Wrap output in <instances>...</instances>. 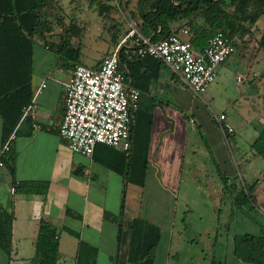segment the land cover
<instances>
[{"label":"trees","instance_id":"trees-1","mask_svg":"<svg viewBox=\"0 0 264 264\" xmlns=\"http://www.w3.org/2000/svg\"><path fill=\"white\" fill-rule=\"evenodd\" d=\"M50 0H0V148L7 137L27 135L31 119L22 116V106L31 97L30 70L33 35H37L46 47L60 58L77 62L79 43L73 45L71 37L80 31L75 21L64 28L52 31L51 25L57 24ZM121 1V0H119ZM118 0H88L98 15L108 13L118 7ZM127 6L131 0H122ZM135 18L139 33L149 41H157L170 34L186 29L185 39L194 47L202 48L207 38L216 30L226 32L230 37L241 38L247 34L256 19L264 13V0H132L128 9ZM51 12L53 17L51 16ZM58 25H60L58 23ZM79 34V33H78ZM78 36V35H75ZM52 37V39H48ZM120 37L111 32L109 42L113 46ZM120 43L117 52V68L122 72L124 81L138 90V106L134 121L129 128L130 148L121 152L105 144H95L92 150L94 159L122 176L121 193L127 182L143 185L147 169V149L152 124V107L156 100L148 96L149 83L159 74L163 63L149 55L135 53L136 44ZM264 43V27L258 44ZM235 45V44H234ZM102 57V56H101ZM100 60L91 65L96 67ZM24 124H28L23 129ZM13 138L8 148L0 152L3 167L11 175L12 190L19 193H46L47 180L18 179L13 175L14 152ZM253 155L264 158V121L257 135L249 143ZM253 184L246 192H239L234 198L242 203L251 197ZM122 205V204H121ZM11 213L0 206V249L7 255L10 248ZM78 238L76 231L68 230ZM58 228L40 218L34 238L32 264H56L58 257ZM117 252L115 264H153L154 250L160 240L158 225L140 216L119 217L117 226ZM232 254L242 262L264 264V230L258 233L244 232L232 244ZM96 248L77 239L74 264H94Z\"/></svg>","mask_w":264,"mask_h":264},{"label":"rangeland","instance_id":"rangeland-1","mask_svg":"<svg viewBox=\"0 0 264 264\" xmlns=\"http://www.w3.org/2000/svg\"><path fill=\"white\" fill-rule=\"evenodd\" d=\"M48 3L60 24H52V31L64 28L70 21L80 26L71 42L79 43L78 57L87 66L98 61L107 48L116 45L109 42L111 32L121 39L128 31L129 19L137 24L128 11L132 0L127 6L119 1L116 9L101 16L88 0H50ZM53 15L51 12L50 17ZM263 27L264 13L243 39L235 37L234 50L226 62L214 66L215 75L200 95L188 94L182 81L177 77L172 80L165 67L155 80L158 99L163 101L156 111L159 122L169 115L170 107L165 102L175 103L173 91L179 90L188 96L189 104L177 114L195 130L187 138L185 157L191 156L197 164L193 170L195 175L190 177L183 172L179 184L170 187L171 190L158 186L155 177L150 179L152 167L149 165V179L140 205L146 216L159 219L161 236L155 248L158 253L169 247L186 252L188 264L204 261L205 264H231L233 241L244 232L264 230V158L253 155L249 147L264 121V43L258 44ZM37 40L33 36L34 44ZM124 42L128 44L130 39ZM220 112L233 128L226 138L219 133V125L212 118ZM187 116L194 123L188 122ZM208 137L220 141L211 144L206 142ZM249 184H253L250 192L256 204L247 198L238 203L234 197L246 192L245 186Z\"/></svg>","mask_w":264,"mask_h":264},{"label":"crops","instance_id":"crops-1","mask_svg":"<svg viewBox=\"0 0 264 264\" xmlns=\"http://www.w3.org/2000/svg\"><path fill=\"white\" fill-rule=\"evenodd\" d=\"M179 34L184 38L186 33ZM243 36L240 39H243ZM111 48H107V51ZM227 58L221 63L226 62ZM77 62L82 63L79 57ZM72 65L70 61L50 51L39 37L35 44L33 42L30 89L33 92L41 80L45 81V86L33 97L29 134L13 137L12 177L15 180H47L48 188L43 195L15 192L11 190V175L4 167L0 169V206L11 213L9 253L7 255L0 249V264H32L33 242L40 218L58 228L56 264H74L73 257L78 238L96 248L94 264H115L116 234L121 214L127 217H144L160 228L157 216L148 217L141 211L142 193L149 179L147 174L149 165L152 167L150 179L155 177V183L162 188L176 187L183 172L189 173L190 177L195 175L193 170L197 164L191 156L185 157L187 138L195 130L177 114L181 107L189 104L188 96L179 90L173 91L175 103L165 102L167 107H170L167 119L163 122L156 119V111L163 101L158 99L155 80L164 67L170 71L169 77L172 80L176 78L168 66L163 64L159 68L158 77L149 83L147 91L148 96L153 97L156 102L152 107L144 183L140 186L127 182L122 201V176L96 161L92 154L86 156L72 152L57 134L58 122L63 111V83L69 78ZM182 84L190 94L191 90L183 82ZM212 118L217 122L214 115ZM187 119L188 122L192 119L190 123H194L191 116H187ZM217 124L219 125L218 122ZM27 126L28 124H24L23 129ZM218 131L226 138L228 133L233 132V128L226 132L219 125ZM216 140L220 141L218 138L208 137L206 142L213 144ZM189 151L192 150L189 148ZM174 178L177 180L173 181ZM68 230L76 231L78 238ZM170 241L168 237V243ZM187 256L186 252L171 250L169 247L160 250L159 253L155 249L153 264H188V260L185 259ZM230 263L243 262L231 251Z\"/></svg>","mask_w":264,"mask_h":264},{"label":"built area","instance_id":"built-area-1","mask_svg":"<svg viewBox=\"0 0 264 264\" xmlns=\"http://www.w3.org/2000/svg\"><path fill=\"white\" fill-rule=\"evenodd\" d=\"M128 27L127 33L102 55L96 67L75 62L63 83V111L57 134L72 152L90 156L98 143L125 153L130 148L129 128L138 106V90L124 81L117 68L118 47L126 38L136 44V54L159 59L197 95L213 79L214 66L234 50V38L221 30L214 31L205 45L197 48L179 33L151 42L139 33L133 20L129 19ZM180 33H186V29L181 28ZM44 86L45 81L41 80L29 102L22 106V116H32L33 97ZM214 118L222 130H232L223 112L214 114ZM13 137V133L7 137L0 152L8 148ZM2 167L0 160V169Z\"/></svg>","mask_w":264,"mask_h":264}]
</instances>
